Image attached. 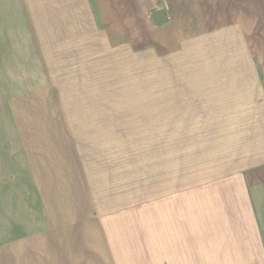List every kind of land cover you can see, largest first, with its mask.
I'll use <instances>...</instances> for the list:
<instances>
[{
	"label": "crops",
	"instance_id": "crops-1",
	"mask_svg": "<svg viewBox=\"0 0 264 264\" xmlns=\"http://www.w3.org/2000/svg\"><path fill=\"white\" fill-rule=\"evenodd\" d=\"M15 3L16 10L21 11L18 15L57 21L49 32H71V28H65L72 24L70 18H79L80 28L74 31L90 33L96 42L91 48L99 51L100 57L110 53L119 65V56L126 55L123 63L128 68H142L144 87L127 90V96L135 97L133 105L148 114L147 127L151 124L161 130L156 142L175 146L176 180L171 188H163L165 199L167 193L181 194L185 190L197 194L206 190L238 193L244 198L232 203L242 209L235 216L231 202H226L224 195H215L209 201L214 216H207L203 222L193 205L191 223H202L207 230L175 232V238H169L175 240L170 245L174 248L135 249L123 257L107 249L105 254L107 238L100 225L93 235L96 247L89 248L85 232L79 231L74 239L77 244H64L57 264H264V200H257L258 194L264 197V0ZM159 9L167 16L162 25H156L152 18ZM65 18L70 23L66 24ZM158 66L160 71H154ZM111 91L112 96L120 97L118 91ZM103 105L81 106L83 113L90 111L83 122L91 129L98 130L110 121L100 112H119V104L100 110ZM57 127L67 128L65 119ZM86 138L80 136L79 144L98 143ZM59 152L54 159L49 156L46 168L42 167L38 190L42 194L75 192L79 202L85 203L87 194L95 191V170L89 168L87 157H76L71 148L67 153ZM57 161L61 168H56ZM33 173L36 177L37 170ZM232 179L241 184L237 190L231 189ZM69 198L71 195L60 196L64 217ZM49 202L44 229L27 237L2 239L0 264H24L30 240V245L43 240L52 257L55 244L67 239L62 228L69 222H56ZM30 253L32 257L45 255L34 246Z\"/></svg>",
	"mask_w": 264,
	"mask_h": 264
},
{
	"label": "rangeland",
	"instance_id": "rangeland-1",
	"mask_svg": "<svg viewBox=\"0 0 264 264\" xmlns=\"http://www.w3.org/2000/svg\"><path fill=\"white\" fill-rule=\"evenodd\" d=\"M15 4V0H0V244L7 237H27L44 229L50 199L53 219L69 222L62 228L68 237L55 244L52 257L43 240L33 245L30 240L24 264H57L63 245L77 244L74 239L79 231L85 232L89 248L96 247L93 235L100 225L107 238L105 254L107 249L119 252L120 257L135 249L167 250L175 247H170L175 240H169L175 238V232L207 230L202 223H191L193 205L203 222L214 216L209 201L216 196L224 195L231 204L244 199L238 193L207 190L167 193L165 199L163 188H171L176 180L175 146L156 142L161 130L151 124L147 127L148 114L133 105L135 97L127 96V90L144 87L142 68H128L123 63L126 55L119 56V65L110 53L100 57L91 48L96 47L92 35L74 31L80 28L79 18H70L71 27L65 28L71 32H49L57 21L18 15L21 11ZM111 90L120 97L112 96ZM83 104H104L100 110L120 106L119 112H100L110 121L94 130L83 122V117L91 115L82 112ZM64 119L67 128H58ZM80 136L98 143L80 145ZM69 148L76 157H87L89 168L96 172V185L85 203L79 202L78 193L60 192L65 198L71 195L64 217L61 194H42L37 183L48 157L54 159L59 150L67 153ZM61 167L57 161L56 168ZM230 186L237 190L241 184L232 179ZM262 195L257 200H264ZM232 207L236 212L232 215H240L242 209ZM31 246L45 255L32 257Z\"/></svg>",
	"mask_w": 264,
	"mask_h": 264
},
{
	"label": "water",
	"instance_id": "water-1",
	"mask_svg": "<svg viewBox=\"0 0 264 264\" xmlns=\"http://www.w3.org/2000/svg\"><path fill=\"white\" fill-rule=\"evenodd\" d=\"M152 18L156 25H162L167 21V16L163 9L155 10L152 13Z\"/></svg>",
	"mask_w": 264,
	"mask_h": 264
}]
</instances>
